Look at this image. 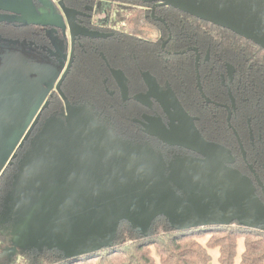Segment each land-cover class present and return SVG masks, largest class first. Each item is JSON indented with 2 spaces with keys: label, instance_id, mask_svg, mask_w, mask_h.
Returning a JSON list of instances; mask_svg holds the SVG:
<instances>
[{
  "label": "water",
  "instance_id": "95a60500",
  "mask_svg": "<svg viewBox=\"0 0 264 264\" xmlns=\"http://www.w3.org/2000/svg\"><path fill=\"white\" fill-rule=\"evenodd\" d=\"M136 1L175 8L264 49V0ZM73 61L74 54L58 86L69 113V132L64 139L50 143L46 151L39 148L30 156L22 176L26 210L47 225L48 235L67 254L60 256L62 259L112 247L124 223L137 233L149 232L158 218L166 219L178 232L234 224L247 229L264 228V203L252 180L232 168L229 148L206 140L176 95L153 88L147 75L143 74V78L150 91L174 109L181 123L178 133L162 134L171 145L183 147L199 158L179 162L175 180L169 178L166 165L151 148L128 144L102 131L76 128L69 100L61 91ZM199 88L202 91L200 78ZM230 98L234 107L235 99ZM26 128L18 131L0 172ZM6 141L10 142L8 133ZM243 151L245 158L244 148ZM31 203L35 208L31 209ZM18 247L24 248L17 243L4 255L16 258Z\"/></svg>",
  "mask_w": 264,
  "mask_h": 264
},
{
  "label": "trees",
  "instance_id": "16d2710c",
  "mask_svg": "<svg viewBox=\"0 0 264 264\" xmlns=\"http://www.w3.org/2000/svg\"><path fill=\"white\" fill-rule=\"evenodd\" d=\"M97 1L100 0H87V5L94 6ZM116 1L117 9H109L110 35L96 39L90 49L78 48L64 81L65 95L85 90L103 97L102 73L107 67L102 53L111 67L121 69L130 89L142 87L141 74L147 73L161 88L175 93L186 112L198 119L197 126L205 138L229 148L232 162L247 173L244 148L248 165L264 183V171L258 162L264 159V49L175 8L157 7L156 19H152V4ZM228 89L236 103L230 120ZM241 240L244 249L237 262ZM4 243L0 230V245ZM216 250L219 254L214 258L211 251ZM212 262L264 264V228L247 229L234 224L178 232L166 219L158 218L147 233H137L124 223L112 247L90 255L62 259L57 253L32 254L19 247L11 264Z\"/></svg>",
  "mask_w": 264,
  "mask_h": 264
},
{
  "label": "flooded vegetation",
  "instance_id": "af4514ba",
  "mask_svg": "<svg viewBox=\"0 0 264 264\" xmlns=\"http://www.w3.org/2000/svg\"><path fill=\"white\" fill-rule=\"evenodd\" d=\"M87 4V0H0V166L12 150L18 131L29 126L0 172V208H13L22 200L26 201L22 196V176L27 159L39 148L46 151L50 143L64 139L69 132V113L58 86L74 54L71 72L79 47L90 49L95 46L96 39L110 35L109 9L118 6L116 0H100L94 6ZM152 5L151 17L156 19V9L162 5ZM165 47L163 45L162 49ZM100 54L107 67L102 73L103 97L85 90L71 91L67 97L63 87L70 72L62 81L61 91L69 100L76 128L102 131L157 153V149L165 147L172 151L182 150L193 160L199 159L197 154L171 145L170 139L162 134L178 133L181 123L174 109L150 91L143 74L156 90L176 94L161 88L147 73L141 74L144 88L135 85L130 89L121 69L111 67ZM199 59L200 55L197 62ZM228 92L229 97H233L229 89ZM235 105L233 107L231 102L232 109L228 108L229 120ZM191 119L203 135L197 126L198 119L193 116ZM7 133L10 142L6 141ZM256 155L259 159V154ZM244 162L247 173L242 172L237 163L232 162L231 166L240 176L252 180L254 190L264 203V183L257 171L248 165L246 157ZM258 162L264 171V159ZM175 172L169 171V178L172 174L174 179ZM31 204V209L35 208V203ZM22 208L27 209L28 205Z\"/></svg>",
  "mask_w": 264,
  "mask_h": 264
},
{
  "label": "rangeland",
  "instance_id": "374dc122",
  "mask_svg": "<svg viewBox=\"0 0 264 264\" xmlns=\"http://www.w3.org/2000/svg\"><path fill=\"white\" fill-rule=\"evenodd\" d=\"M157 151L162 163L166 165L167 171H170L172 174L176 170L179 162L193 161L194 159L193 157H189V155L182 150L172 151L165 147L164 150L157 149ZM21 204L26 206L23 200ZM21 204H16V207L13 206V208L10 206H6V208L3 206L4 208H0V230L4 233L5 237V243L0 245V252L4 249L3 254L0 253V264L12 263L14 256L8 257L4 255V252L16 246L17 243L24 246V250H29L32 254L44 251L66 256L67 254L60 250L62 248L57 240L54 239L51 234L48 235L49 231L47 225L33 217L31 212L23 209ZM238 248L239 253L237 262H239L240 254L244 249L242 240L239 241ZM211 254L214 258H217L219 252L217 250L211 251ZM212 264L218 263L212 262Z\"/></svg>",
  "mask_w": 264,
  "mask_h": 264
}]
</instances>
